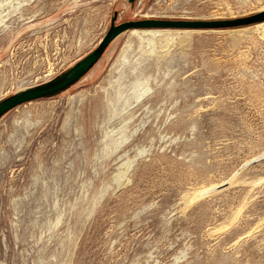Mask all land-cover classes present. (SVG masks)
<instances>
[{
	"label": "rangeland",
	"instance_id": "1",
	"mask_svg": "<svg viewBox=\"0 0 264 264\" xmlns=\"http://www.w3.org/2000/svg\"><path fill=\"white\" fill-rule=\"evenodd\" d=\"M262 4L0 0V99L92 51L114 10L117 22L222 20ZM256 24L167 47L126 31L69 90L4 115L0 264H264Z\"/></svg>",
	"mask_w": 264,
	"mask_h": 264
},
{
	"label": "water",
	"instance_id": "2",
	"mask_svg": "<svg viewBox=\"0 0 264 264\" xmlns=\"http://www.w3.org/2000/svg\"><path fill=\"white\" fill-rule=\"evenodd\" d=\"M136 0H126L133 5ZM118 12L113 11L109 27L96 47L69 68L41 84L19 89L0 99V119L11 110L25 103L51 98L69 90L82 80L99 62L111 43L122 33L129 30L143 29H219L242 27L264 21V9L249 16L222 20H170L144 18L117 22ZM253 162V161H251ZM250 162V163H251ZM247 163L246 165H248ZM223 185L216 186L206 194L220 190Z\"/></svg>",
	"mask_w": 264,
	"mask_h": 264
},
{
	"label": "bare ground",
	"instance_id": "3",
	"mask_svg": "<svg viewBox=\"0 0 264 264\" xmlns=\"http://www.w3.org/2000/svg\"><path fill=\"white\" fill-rule=\"evenodd\" d=\"M263 9H264V4H262L261 8L258 11H261ZM144 16L147 17L148 15H144ZM256 26L262 28V30L264 31V21L257 23ZM130 31H131V33L137 35L140 40L145 41L147 43V45L155 46L156 44H160L161 47H163V46L167 47V45H170L171 43L173 46V42L175 40L180 41L179 43H182L183 40L187 39L188 35L191 32L197 31V30H192V29H143V30H136V29H133ZM169 47H171V46H169ZM166 49H168V48H166ZM161 52H163V51H161ZM212 189L213 188H206L205 190L198 192L195 197L196 198L200 197L202 194L205 195L208 191H210Z\"/></svg>",
	"mask_w": 264,
	"mask_h": 264
}]
</instances>
